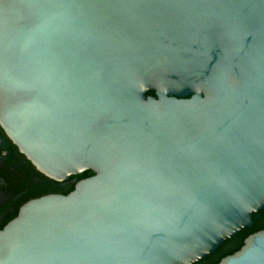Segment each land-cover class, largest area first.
<instances>
[{"label":"water","instance_id":"water-1","mask_svg":"<svg viewBox=\"0 0 264 264\" xmlns=\"http://www.w3.org/2000/svg\"><path fill=\"white\" fill-rule=\"evenodd\" d=\"M0 126L93 172L23 204L0 264H194L264 208V0H0ZM216 264H264V231Z\"/></svg>","mask_w":264,"mask_h":264},{"label":"flooded vegetation","instance_id":"flooded-vegetation-1","mask_svg":"<svg viewBox=\"0 0 264 264\" xmlns=\"http://www.w3.org/2000/svg\"><path fill=\"white\" fill-rule=\"evenodd\" d=\"M63 182L37 171L0 126V229L26 202L49 194H65ZM252 220L250 227L242 229L245 234L242 241L255 232L264 231V208L253 213Z\"/></svg>","mask_w":264,"mask_h":264},{"label":"trees","instance_id":"trees-1","mask_svg":"<svg viewBox=\"0 0 264 264\" xmlns=\"http://www.w3.org/2000/svg\"><path fill=\"white\" fill-rule=\"evenodd\" d=\"M148 95H154V92L152 90H149L147 92ZM93 174L92 171L87 170L84 171L80 175H73L70 176L68 181H64L62 186H64L63 193H67L71 191L74 187V184L76 181L82 178L89 177ZM71 180L74 181L71 183ZM245 236L243 230L236 233L233 237L225 240L214 252L208 254L206 257L200 259L198 262L194 264H216L220 261L221 258L234 253L237 251L241 245L243 244V237Z\"/></svg>","mask_w":264,"mask_h":264}]
</instances>
